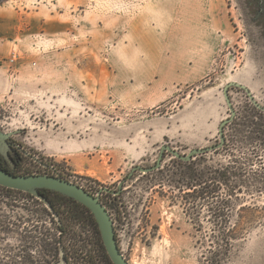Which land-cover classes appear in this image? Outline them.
<instances>
[{
	"label": "rangeland",
	"instance_id": "374dc122",
	"mask_svg": "<svg viewBox=\"0 0 264 264\" xmlns=\"http://www.w3.org/2000/svg\"><path fill=\"white\" fill-rule=\"evenodd\" d=\"M138 2L142 22L157 28L140 39L141 55L150 63L141 65L140 82L124 79L111 95L89 103L77 98L80 106L71 121L78 126L75 141L80 143L51 146L64 149L60 153L39 144L33 128L61 132L64 126L60 115L44 109L17 113L0 106V130L15 132L23 171L53 174L51 162L94 195L103 187L118 190L126 180L118 197L103 192L101 201L116 218L119 242L132 264H201L197 232L182 199L173 200L177 189L169 184L178 158L166 152L162 171L129 174L136 165H154L164 144L182 154L217 144L220 124L231 116L224 96L227 83L246 84L264 106V24L254 17L251 0ZM120 41L114 37L113 43ZM148 67L154 71L150 79L144 71ZM229 93L236 116L225 127V149L205 154L207 166L246 171L233 220L252 226L228 264H264V112L245 90L232 87ZM241 205L250 210L239 211ZM209 218L206 211L207 230ZM40 244H34V255L53 259L55 253L46 254ZM83 256L73 255V264H88Z\"/></svg>",
	"mask_w": 264,
	"mask_h": 264
},
{
	"label": "crops",
	"instance_id": "0c3cea01",
	"mask_svg": "<svg viewBox=\"0 0 264 264\" xmlns=\"http://www.w3.org/2000/svg\"><path fill=\"white\" fill-rule=\"evenodd\" d=\"M156 29L142 22L138 0H7L0 6V58L16 60L0 65V106L60 115L61 132L32 130L47 151L60 153L57 145L80 143L71 121L77 98L89 103L124 79L140 82L141 65L150 63L140 39ZM144 71L146 79L154 73Z\"/></svg>",
	"mask_w": 264,
	"mask_h": 264
},
{
	"label": "flooded vegetation",
	"instance_id": "af4514ba",
	"mask_svg": "<svg viewBox=\"0 0 264 264\" xmlns=\"http://www.w3.org/2000/svg\"><path fill=\"white\" fill-rule=\"evenodd\" d=\"M251 1L253 15L262 26L264 0ZM9 142L8 153L11 160L0 153V165L12 170L14 167L12 158L17 154L20 156L22 152L13 136L9 138ZM84 188L93 194L89 188ZM41 194L49 203L29 191L0 185V264H54L60 260L61 249L64 250L67 264H73L72 256L80 255L79 251L84 248H87L84 253L88 255L90 264H115L107 251L97 219L89 208L79 201L68 200L64 194L48 188H44ZM33 198L38 199L35 205ZM34 206L39 210H34ZM105 206L108 209V206ZM34 214L38 219L35 223ZM66 214L71 215L70 220L64 219ZM113 219L118 244L123 252L117 234L116 218ZM36 241L41 242L40 247L46 254L55 253L53 259L39 260V257L34 255ZM123 254L125 255L124 252Z\"/></svg>",
	"mask_w": 264,
	"mask_h": 264
},
{
	"label": "trees",
	"instance_id": "16d2710c",
	"mask_svg": "<svg viewBox=\"0 0 264 264\" xmlns=\"http://www.w3.org/2000/svg\"><path fill=\"white\" fill-rule=\"evenodd\" d=\"M6 1L0 0V6ZM222 148L225 149L224 146ZM222 148L215 151L220 152ZM22 160V154L20 156L17 154L16 157L12 158L14 165L12 170L2 168L14 174H34L31 171L21 169ZM232 161L237 162L234 157ZM174 162L176 168L168 177L169 184L177 189V193L172 192V197L175 202L182 199L181 206H183L197 232V243L201 249L200 263L228 264L239 251L252 226L250 221L233 220L240 200L239 193L242 190L240 185L244 182L242 177H246V171H238L234 165L226 168L208 167L205 154L197 155L188 162L179 158ZM47 163L54 169V173H58L59 176L67 179V176H64L55 164ZM158 171H162V169L160 168ZM161 186H164L163 182H161ZM43 190L44 188L40 190V193ZM107 193L113 194L112 192ZM120 194L115 195L118 197ZM66 198L77 201L72 197L66 196ZM248 210H250L249 206L241 205L239 207V211ZM206 211L210 215L208 221H210L211 226L209 230L205 226ZM109 212L113 218L112 212L110 210ZM70 218L71 215L66 214L64 216V219L70 220ZM86 251L87 248H84L79 253L82 255ZM83 257L88 260V264L91 263L86 253Z\"/></svg>",
	"mask_w": 264,
	"mask_h": 264
},
{
	"label": "water",
	"instance_id": "95a60500",
	"mask_svg": "<svg viewBox=\"0 0 264 264\" xmlns=\"http://www.w3.org/2000/svg\"><path fill=\"white\" fill-rule=\"evenodd\" d=\"M237 87L244 89L253 104L264 112V106L258 102L250 88L241 82L231 81L224 87V96L231 111V116L223 120L219 127L220 141L212 146L193 148L187 154H182L177 149L168 144H164L161 147L157 161L152 166H140L136 165L132 168L129 177H132L135 171L143 173H150L161 168L166 152L171 153L174 157L179 158L185 162L193 160L197 155L206 154L210 151H215L222 148L226 143L225 127L236 116V110L233 106L232 99L230 97V88ZM15 134L14 131L0 130V153H2L8 160L10 155L9 138ZM126 180L121 181L118 186V190H111L107 187H103L99 190L97 195L88 192L82 185L77 182L71 181L59 175L52 174H14L11 173L0 165V185L10 186L17 189L31 192L34 196L46 201L47 199L40 193L43 188H48L54 191H58L68 197L83 203L86 205L95 215L99 224L103 241L107 248V251L115 264H132L128 258L125 257L120 249L115 232L114 219L112 218L109 210L101 201V195L103 192H112L113 194H120L124 189V183ZM54 264H67V260L64 257V250L61 249L60 260Z\"/></svg>",
	"mask_w": 264,
	"mask_h": 264
},
{
	"label": "built area",
	"instance_id": "2783aa9c",
	"mask_svg": "<svg viewBox=\"0 0 264 264\" xmlns=\"http://www.w3.org/2000/svg\"><path fill=\"white\" fill-rule=\"evenodd\" d=\"M15 60H16L15 57L7 58V59L0 58V65L3 66L5 64H13Z\"/></svg>",
	"mask_w": 264,
	"mask_h": 264
}]
</instances>
